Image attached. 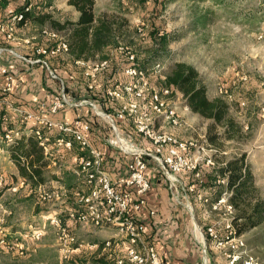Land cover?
<instances>
[{
	"label": "rangeland",
	"instance_id": "1",
	"mask_svg": "<svg viewBox=\"0 0 264 264\" xmlns=\"http://www.w3.org/2000/svg\"><path fill=\"white\" fill-rule=\"evenodd\" d=\"M54 5L53 10L57 14H67L71 17L76 15L73 7L67 4V0H54ZM102 12L126 17L130 30L136 31L137 37H142L144 30L148 28V22L152 20L161 22L168 30H173L181 35L180 38L169 44L174 56L163 62L159 68H167L175 59L191 63L203 78L208 88V97L220 96L231 103L230 112L241 124L242 134L239 139L225 140L221 143L223 155L228 157L238 152H245L254 182L264 197V0H168L165 3H162V0H95V13L98 15ZM31 33L34 35L26 41L13 40L12 50L23 57L33 54L37 48L36 45L41 46L42 43L39 42L41 40L38 43L35 42L38 40L37 32L32 31ZM135 36L133 35V38ZM129 39L131 42L133 41L132 38ZM8 55H13V58L21 60L11 52ZM24 68L26 69L27 65H24ZM98 71V64L86 63L85 73L87 76L91 77ZM44 72L47 77L52 76L46 68H44ZM52 80L55 83L53 86L55 93L64 94L71 103L83 102L85 104L78 107H83L84 117L90 121H88L90 129L87 132L89 137L92 135L93 138H99L105 144H111L119 153H124L121 150L122 143L131 150H133V146L143 147L131 135L127 127L118 126L112 117L118 132L116 134L109 120L104 117L103 111L93 101L77 98L78 94L72 93L73 89L65 90L64 83H60L58 77ZM226 87L228 88L225 89ZM124 100H126L125 97L119 102L125 103ZM89 102L94 103L93 107ZM93 108L100 116L95 113ZM126 112L127 115L131 114L128 110ZM18 116L19 114L15 115V117ZM157 119L159 129L156 130V133L179 140H194L199 146L201 145L199 151L190 150L189 156H191L192 164L201 165L205 158L213 160L214 150L210 148L206 139L210 120L202 118L184 106L180 95L166 101L164 112ZM118 138L123 142L120 143ZM146 140L151 139L146 137ZM145 149L149 150L147 146ZM215 158L217 160L220 157L217 155ZM75 164L76 159L73 156H64L61 166L57 167V163H53L51 167L55 168L56 166L55 170L62 172L70 170L72 167L75 168ZM148 166H150L151 174L165 176L158 161L151 160ZM15 169L16 166L9 160L8 153L0 152L2 179L10 174L17 177V180L13 182L10 178H6V182L0 185L2 190L0 234L5 228L12 227L15 231H27V235L24 237L18 236V232L15 234L20 238L19 241L26 238L35 241L42 240V243L47 244L46 246L38 245L36 251L24 254L20 252V258L12 256L15 259V264H65L66 262L61 259L60 254L63 251L66 254H72L74 241H70L67 236H62L53 226L45 224L39 228L34 224L44 223L46 218L43 215L64 212L73 204L75 190L86 191L84 186L75 180L77 188H72L69 186L70 183H73L71 180L68 182L49 181L42 187L34 188L15 174ZM185 173L171 174V180L165 176L169 192L168 203H165V206L170 208L173 218L170 219L167 212L156 210L157 207L154 209L147 205L148 212L151 209L154 211V214H149L151 222L146 226L147 231L151 233L152 224L157 218H161L163 224L168 222V226L172 221L175 222V225L179 226V235L184 239L186 248L191 249L189 254L193 256L196 264H231L230 257L227 255L228 253L232 254L233 251L230 250L233 249L242 259L252 256L255 262L264 264V223L239 237L230 238L224 243L218 242L215 246L211 245L212 261H209L207 240L196 218V210L201 211L202 222L213 223L214 228L223 231V228L231 229L228 224L231 215L230 208L224 200L222 201L225 204L224 209L209 208L208 203L202 201L200 195L196 197V204L193 203L185 190L187 186ZM4 179L0 182H4ZM161 187L164 188V186ZM30 223H32L31 226ZM67 224L69 226L67 235L77 239L81 235L78 233H87V230L93 226L90 223H78L71 218ZM224 224H226L225 227H223ZM166 233L167 229L163 236ZM79 240L83 239L80 237ZM204 241L206 243V262L203 257ZM87 243L84 241V246L75 253L86 258L91 256L90 253L94 247L91 248ZM123 245L118 241L115 247L111 245L108 250L113 249L115 253L121 252ZM6 248L11 249L5 242H0V254ZM14 252L16 253L12 250L13 255ZM5 258L6 255L2 253L0 264L6 263ZM21 258H24L25 263L19 262ZM238 263L240 264V262Z\"/></svg>",
	"mask_w": 264,
	"mask_h": 264
},
{
	"label": "trees",
	"instance_id": "2",
	"mask_svg": "<svg viewBox=\"0 0 264 264\" xmlns=\"http://www.w3.org/2000/svg\"><path fill=\"white\" fill-rule=\"evenodd\" d=\"M167 1L162 0V3ZM53 3L54 0H0V25L9 20L11 17L9 10L12 9L14 13L22 15L20 21L15 24V31L16 27L25 24H31L37 28V31L34 32L38 33V40L35 42L38 43L41 40L39 42L42 45H36V47L51 50L58 45L59 39L65 42L67 47L65 51L60 50L55 54L42 56L47 61L50 69L63 81L65 90L73 89L72 93L78 94L76 95L77 98H86L93 101L100 110L111 115L118 126L127 127L136 141L143 147L147 146L149 150L153 149L152 142L144 139L136 131L131 116L125 115L122 119L115 117V114L121 108V104L119 100L113 99L108 94V90L113 89L116 84H125L132 79L126 73L128 68H136L143 72V81L147 87L149 103L153 92L163 94L167 90L166 98L173 99L180 95L184 106L202 118L210 120L206 139L210 148L214 150L213 160L215 165L201 164L191 171L181 172V174L186 172L184 174L186 185L192 187V191L186 190L193 203L196 204V197L200 195L201 200L207 202L209 208L224 209L225 204L219 202L221 199H224L225 203L230 206L231 215L228 224L231 229L223 228V231L214 228L213 223L206 224V222H202L201 211L196 210V218L207 240L209 261H212L210 255L211 245L215 246L218 242L224 243L230 238L239 237L253 228L261 226L264 223V197L260 188L254 182L245 152H238L227 157L223 155L221 149L223 141L239 139L242 134L241 124L235 120L230 112L231 103L220 96L209 98L207 95L208 89L203 78L191 63L175 59L171 61L167 68H159L163 62L172 59L174 56L169 44L180 38L181 35L173 30H168L161 22L152 20L148 22V28L144 30L142 37H137V32L130 30L126 17L108 12L97 15L95 13V0H67V4L77 12L76 19L67 14H57L53 8H50ZM44 30L55 33L57 37H51L50 34L44 33ZM133 35L136 36L133 38ZM129 38H132L134 42H131ZM11 43V40L6 38V32L0 31V48L9 49ZM3 53L5 54L7 51ZM130 55L133 57L130 58ZM24 56L27 58L37 57L35 51L33 54ZM103 61L106 63L98 72L91 77L86 75V63H101ZM23 64L32 65L26 61ZM33 65L38 66L40 64ZM10 72L14 76L13 71ZM1 81L0 97H5L14 106L21 107L14 97L13 90L7 94L1 92L4 84L2 78ZM121 92L123 96L126 95L123 90ZM56 94L59 95L53 92L52 97ZM51 102L52 99L49 101L48 107ZM150 113L152 114V111ZM77 118L88 124L89 120L84 115H79ZM157 118L154 119L155 129L159 127ZM15 128L21 131V135L8 145L0 142V146L7 151L9 160L14 162L17 175L34 188L42 187L49 181L59 179L54 169L59 167L64 156L72 157L75 155L77 158L79 154L85 153L80 150L77 143H74L70 149L56 146V138L60 136L71 138V134L68 132H62L55 126L36 124L32 121L21 122L19 117H15V112L2 107L0 109V138L7 130ZM36 131L49 138L47 142L48 153H45L43 146L40 144ZM122 154L125 158H128V167L132 157ZM101 155L102 168L106 171L103 154L101 153ZM217 155L220 158L216 160ZM144 158L147 163V173L151 180V188L156 182L167 189V179L162 176L163 174L160 176L154 174L155 180L153 181L149 173L150 166H148V163L155 160L147 155ZM53 160L57 163L55 168L51 167ZM63 172L66 177L64 182L71 180L73 182L69 184L70 187L77 188L75 180L83 185V179L71 169ZM196 173H198V176H196ZM0 176L3 175L0 174ZM6 178H10L12 182L17 180L14 174H10ZM2 181L0 185L6 182V180ZM1 194L2 190L0 188V196ZM147 197L148 193L146 194ZM83 209L82 205L71 204L68 211L66 209V211L60 213L62 224L69 230L67 224L70 219L69 211L78 213ZM44 224L50 225L48 221ZM41 225L42 223L40 225L34 224L35 227ZM211 226L214 236H211L208 231ZM14 231L12 227L5 228L0 234V240H4L5 244L11 247L9 251H16L13 255L14 258H20V252L24 254L33 251V247L25 249L19 241L20 238L13 234ZM24 233V236L27 235V231ZM122 241H119L124 244L121 252L115 253L113 249L109 251L110 248L102 250L103 243H100L98 248L92 250L91 256L88 258L81 257L80 254L73 252L63 261L66 262L65 264H114L116 257H125L127 242L124 239ZM79 243L82 244L77 239L74 245ZM117 243L118 241L113 240L112 246L115 247Z\"/></svg>",
	"mask_w": 264,
	"mask_h": 264
},
{
	"label": "built area",
	"instance_id": "3",
	"mask_svg": "<svg viewBox=\"0 0 264 264\" xmlns=\"http://www.w3.org/2000/svg\"><path fill=\"white\" fill-rule=\"evenodd\" d=\"M9 13L11 17L7 22L0 25V31L6 32L7 39L15 40V24L20 21L22 15L14 13L12 9L9 10ZM43 32L50 34L51 37H57L55 33H50L45 30ZM66 49L65 42L59 39L58 45L51 50L43 47L35 48L36 58H27L21 55L20 57L32 65L39 63L41 66L45 67L53 77L57 78V75L50 69L47 61L42 56L55 54L60 50L65 51ZM4 51H7V48H0V55ZM132 57L133 56L130 55V58ZM105 63V61L96 63L98 64L99 70ZM126 73L132 77L129 82L125 84L118 83L113 89L108 90V94L113 99L120 100L124 99V97L126 98V100H124L125 103H120L121 108L115 114V117L122 119L127 115L126 111H130L131 114L128 115L131 116L136 131L140 133L144 139L150 137V141L153 144V149L148 151L145 147L140 148L134 146L132 148L133 150L129 151L123 148L121 149L124 153L132 157L126 176L113 178L102 168L101 152L90 145L87 137L89 125L86 122L78 118L73 122H56L47 117L48 113H55L60 108L80 104L71 103L64 94L51 97L52 102L50 106L44 107L43 105L37 112H32L22 107H16L7 98L0 97V109L5 107L6 110L15 112V115L19 114L18 117L21 122L32 121L36 124L55 126L62 132H68L71 134V138H64L63 136L56 138V146L70 149L74 143H77L80 150L85 152L77 156L74 172L83 179V186L86 191L75 190V200L73 202L76 205H82L84 209L78 213L69 211L70 218L78 223H90L99 228H112L115 235L100 242L103 243L104 249L111 246L112 241L115 240L116 237L126 240L127 247L125 257H116L114 264H166L162 260L156 247L148 240V231L145 222L140 220L137 216V214L147 208L146 194L151 188V180L147 173V163L144 156H150L152 159L158 161L164 175L170 179L171 174L191 171L200 166V164L191 163V156H189V153L191 149L199 151L201 145L199 146L194 140H179L175 137L156 133L159 127L157 129L154 128V119L155 117L159 118L164 112L166 101L168 100V98H166L168 91L165 90L163 94L153 92L150 97L151 102L149 103L147 99V87L143 81V72L136 68H128ZM0 76L4 82L1 92L3 94L11 93L14 81L13 74L6 67L2 66L0 68ZM61 83L63 84L62 81ZM121 90L125 92V96L122 95ZM81 104L84 103L82 102ZM150 111H152V114ZM36 134L38 135V139L45 153H48L49 147L47 142L49 138L42 136L39 131H36ZM20 135L21 131L18 128L9 129L0 138V142L8 145ZM2 151L6 150L2 149L0 146V152ZM202 163L211 166L215 165L212 158H205ZM196 176H198V173H196ZM0 180H2L1 176ZM186 189L191 191L192 187L186 186ZM223 200L224 199H221L219 202ZM228 207L230 208V206ZM60 213L61 212H52L43 215L44 218H46L44 222L48 221L51 226L58 229L62 236H67V238L70 241H74L75 244L77 238L67 235L68 229L62 224ZM149 214H154V211L150 210ZM43 225L45 224L43 223L42 226ZM211 229L212 228H208L209 234L214 236ZM0 242L5 241L0 240ZM98 244V242L91 243L89 246L96 247ZM80 247H82L81 243L74 245L72 250L74 252L80 251ZM232 251V254L228 253L227 255L230 257L229 262L231 264L236 262H240V264H258L254 261L252 256L242 259L238 252L236 253L235 249ZM68 256L69 254H66L64 251L60 254L61 259H66Z\"/></svg>",
	"mask_w": 264,
	"mask_h": 264
},
{
	"label": "crops",
	"instance_id": "4",
	"mask_svg": "<svg viewBox=\"0 0 264 264\" xmlns=\"http://www.w3.org/2000/svg\"><path fill=\"white\" fill-rule=\"evenodd\" d=\"M54 6L55 5L53 3L50 8H54ZM75 13L76 15L72 17L73 19H76L77 17V12L75 11ZM32 31L33 32L37 31V28H35V26L31 24H25L18 28L16 27V31L14 32L16 35L15 39L26 41L27 39H29L30 36L34 35L31 33ZM11 42L12 43L9 49H7V53L11 52L12 54H15V56L21 58L20 54L12 50L14 41L11 40ZM7 53L5 54L2 53L0 55V68L2 66H5L6 68H8L9 71H13L14 76L16 77L13 81V94L15 99L19 102L20 106L32 112H37L40 109V107L43 105L44 107L47 106L49 101L51 100L53 92L55 91V88L53 87L55 83L52 80L55 77L53 76H50V78L47 77L44 72L45 67L41 65L38 66L31 65V66H27V68L25 69L24 65L26 64H23L24 61L22 60V58L21 60L17 58H13V55H8ZM1 84L2 81L0 76V87ZM82 105H74L75 107L71 106V107L60 108L55 113H48L47 117L50 120L56 122L58 121L73 122L79 115H84V112H82L83 107H78ZM88 139L90 145L93 148L102 151L104 153L103 154L101 152L104 158L103 161L104 168L111 177L116 178V177L126 176L128 174V167H127L128 158H125L124 155L122 153H119L116 150V148H114L111 144L109 143L105 144L99 138H93V136L91 135L90 137L88 136ZM118 140L120 141L119 138ZM4 152L7 153V151ZM73 158L76 159V156L73 155ZM53 163L56 162L55 161L51 162V166ZM61 163L62 162H60L59 166H61ZM15 170H16L15 174H17V168ZM71 170L74 171V168L72 167ZM54 172H56L57 176H59V179L55 181L64 182V180L66 179V177L63 174L64 172L63 171L59 172L55 169ZM149 173L150 175H152V180L154 181L155 175L153 173L151 174V172ZM168 193L169 192L165 187L162 188L160 185H158V183L155 182L151 190H149L148 192L147 205L152 206L154 209L157 207L156 210H160L165 213L167 212L169 218L172 219L173 215L171 214L172 212L170 208L165 206V203H168V198H169ZM137 216L140 220L145 222L146 226L151 222V219L149 218V212L147 211V209H144L141 213L137 214ZM167 223L163 224L162 219L157 218L156 220H154V223L152 224L153 226L152 231H150L151 229L149 230L151 233L148 232V236H147V238H149L148 240H150V242L153 245H155V247L157 248V251L159 252L162 260L166 264H196V261L193 259V256L189 254V250L191 249L186 248L184 239H182L181 235H179L180 232L178 229L179 226H176L175 225L176 223L173 221L170 224V226H168ZM166 229H167V233L163 236L164 231H166ZM87 231H88L87 233H78V235L81 234L80 237L84 241H87L88 245L96 242L100 244V242H102L104 239L111 238L115 235L114 230L110 227L99 228V227L91 226ZM17 232H18V236L24 237V232H26V230L14 231L13 234H16ZM80 237L78 236V240L80 239ZM83 240H80L82 242V246H84ZM122 240H123L122 238L116 237L114 241L123 242ZM20 243L25 249H30L33 247V251L37 250L38 245L39 246L47 245L45 243H42V240L35 241L34 239H26V238L25 239L22 238L20 240ZM99 244L94 248L91 247L93 248L92 250L98 248ZM102 250L105 249L102 248ZM2 253L6 255L5 264H15V259L12 257L13 254L11 251H9L8 248L3 249ZM23 259L24 258H21L19 262L25 263Z\"/></svg>",
	"mask_w": 264,
	"mask_h": 264
},
{
	"label": "water",
	"instance_id": "5",
	"mask_svg": "<svg viewBox=\"0 0 264 264\" xmlns=\"http://www.w3.org/2000/svg\"><path fill=\"white\" fill-rule=\"evenodd\" d=\"M94 103H90V105L92 106ZM78 105H82L81 103L80 104H78ZM93 107V106H92ZM94 109V108H93ZM94 111H95V113L97 114V115H99L100 116V114L97 112V110L96 109H94ZM103 114H104V117L105 118H107L108 120H109V122H110V124L113 126V128L115 129V132H116V134H118V132H117V128H116V126H115V124H114V121H113V119L111 118V116L109 115V114H107V113H105V112H102ZM192 217L194 218V216L192 215ZM197 225L195 224V227H196ZM203 257H204V260H205V262H206V260H207V257H206V243H205V241L203 242Z\"/></svg>",
	"mask_w": 264,
	"mask_h": 264
},
{
	"label": "bare ground",
	"instance_id": "6",
	"mask_svg": "<svg viewBox=\"0 0 264 264\" xmlns=\"http://www.w3.org/2000/svg\"><path fill=\"white\" fill-rule=\"evenodd\" d=\"M121 140H122V139H120V141H119V142H121V143H122L123 141H121ZM126 144H127V143H126ZM122 147H124V148H125V150H130V148H129V147H127V146H125V144H124V143H122ZM124 148H123V149H124Z\"/></svg>",
	"mask_w": 264,
	"mask_h": 264
}]
</instances>
